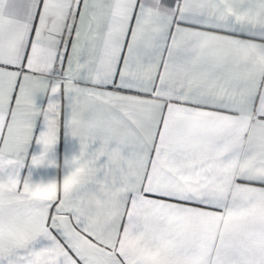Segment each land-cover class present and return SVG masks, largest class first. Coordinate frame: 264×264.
<instances>
[{"label": "snow or ice", "instance_id": "1", "mask_svg": "<svg viewBox=\"0 0 264 264\" xmlns=\"http://www.w3.org/2000/svg\"><path fill=\"white\" fill-rule=\"evenodd\" d=\"M0 264H264V0H0Z\"/></svg>", "mask_w": 264, "mask_h": 264}, {"label": "crops", "instance_id": "2", "mask_svg": "<svg viewBox=\"0 0 264 264\" xmlns=\"http://www.w3.org/2000/svg\"><path fill=\"white\" fill-rule=\"evenodd\" d=\"M38 103H46V98H38ZM78 141L74 138L61 137L59 144L57 145L54 157L59 164L62 165L63 159L66 155H71L78 151ZM39 152V146L33 144L30 148V153L35 154ZM29 169L26 167L24 169V174L27 175ZM60 174V169L48 167V168H34L31 169V177L34 182H39L41 180L47 182Z\"/></svg>", "mask_w": 264, "mask_h": 264}, {"label": "clouds", "instance_id": "3", "mask_svg": "<svg viewBox=\"0 0 264 264\" xmlns=\"http://www.w3.org/2000/svg\"><path fill=\"white\" fill-rule=\"evenodd\" d=\"M36 183H37V187L34 190L37 192H42L43 188L39 186V182H36Z\"/></svg>", "mask_w": 264, "mask_h": 264}]
</instances>
